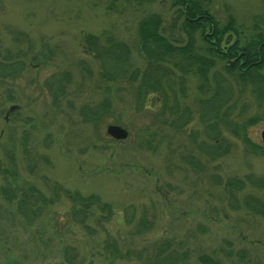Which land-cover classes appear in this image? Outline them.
Wrapping results in <instances>:
<instances>
[{
    "label": "rangeland",
    "instance_id": "374dc122",
    "mask_svg": "<svg viewBox=\"0 0 264 264\" xmlns=\"http://www.w3.org/2000/svg\"><path fill=\"white\" fill-rule=\"evenodd\" d=\"M209 7L219 22L230 17L242 34L256 27L264 36V0H210ZM149 11L169 17L173 7L170 0H0V63L10 64L0 78V264H67L69 257L74 264H164L155 259L158 248L165 260L175 250L179 264H202L204 254L219 264H264V212L243 202L253 196L264 207V188L245 179L231 197L220 184L229 176L264 177V153L224 127L226 151L212 159L195 117L181 128L163 125L150 111L153 97L143 105L129 87L108 94L96 87L98 65L83 36L112 34L140 66L136 25ZM222 64L215 60V68ZM185 78L176 97L193 114L198 79ZM49 79L64 86L55 104L45 90ZM105 97L109 111L84 119L81 107ZM243 97L232 111L240 116L230 120L259 117L246 128L259 144L264 93L247 82ZM108 123L124 127L126 138L108 136ZM58 185L97 195L111 215L99 218L105 213L93 207L83 225L70 220L62 212L69 201L53 196ZM2 192L28 194L32 208L18 213ZM42 198L51 202L38 211ZM141 219L150 226L138 232Z\"/></svg>",
    "mask_w": 264,
    "mask_h": 264
},
{
    "label": "trees",
    "instance_id": "16d2710c",
    "mask_svg": "<svg viewBox=\"0 0 264 264\" xmlns=\"http://www.w3.org/2000/svg\"><path fill=\"white\" fill-rule=\"evenodd\" d=\"M124 1L134 3L142 0ZM170 2L173 11L169 17L149 11L137 22V50L141 59L140 66H134L131 63L128 46L112 34H103L101 39L92 34L83 36L84 50L98 65L96 87L102 88L107 94L110 91L116 92L120 88L129 87L136 103L143 105L147 99L153 97L155 102L150 111L163 125L181 128L188 124L192 116L195 117L202 122L205 137L211 140L210 144L201 143L203 147H207V152L213 147L214 153L208 154L212 159L221 156L226 151L227 146L222 150L224 144H220V142H225L222 133L220 134L224 127L234 136L239 137L244 144L248 141L255 150L264 153L262 144L251 141L246 134L247 124L254 123L259 117H246L242 123L230 120L233 115L240 116V113L234 114L232 111L238 101L244 98L243 88L247 86V82L253 85V91L257 94L264 93V71H262L264 69V36L262 31L255 27L257 31L247 36V34H242V29L238 28L230 17L225 22H219L209 7L210 0H170ZM241 52L243 54H240ZM37 55L34 54L31 59H36ZM38 56L41 59L45 55L41 52ZM216 59L222 60L223 63L219 69L215 68ZM232 59H234L233 64H229L228 60ZM9 66L7 62L0 63V71H2L0 78L7 76L8 72L5 70L10 69ZM224 73L229 76V79L224 76ZM187 75H193L198 79V96L193 102L195 107L193 114L191 109L180 107L176 97V90L184 92L183 85ZM230 80L233 84L232 88L229 84ZM45 83V90L51 98V103H57L58 96L61 95L64 87L63 84L60 79L58 82L49 79ZM105 98L96 104L81 107L79 112L84 119L95 122L100 119L104 111H109L110 103L108 97ZM218 120L221 130L217 127ZM215 148L220 149L215 151ZM245 179L255 187L264 188V177L251 174H247L244 178L229 176L219 182L223 191L232 197L234 196L233 191L239 190ZM33 192L34 190L29 192L30 196ZM2 195L6 201L14 204L18 213H24L27 206L31 207V201L27 198L28 194L27 196L22 192L7 195L2 192ZM53 196L57 200L64 197L69 201V206L62 212L64 216L67 214L70 220L73 219L81 225L92 213L93 207L105 213V216L99 214V218L105 219L111 215H109L111 212L108 203L101 201L95 194L81 195L58 185ZM50 202L42 198V203L37 210L40 211L42 205ZM243 202L253 212H264V207L253 196L247 197L246 195ZM149 226L150 222L145 219L139 220V223L135 225L138 232L148 229ZM110 244L113 246L112 252L115 253L117 250L114 243L110 242ZM163 250V248H158L156 251L157 255L159 254L155 258L157 261L163 260L164 264L181 263L182 258L175 254V250L170 251L168 260H165L167 255L163 253ZM66 252L67 249L64 248V253ZM72 259L74 257L65 258V262L74 264ZM198 260L202 264H219L217 260L205 254L200 255Z\"/></svg>",
    "mask_w": 264,
    "mask_h": 264
},
{
    "label": "water",
    "instance_id": "95a60500",
    "mask_svg": "<svg viewBox=\"0 0 264 264\" xmlns=\"http://www.w3.org/2000/svg\"><path fill=\"white\" fill-rule=\"evenodd\" d=\"M229 64L233 63V60H228ZM105 133L110 136L113 139L120 140L124 139L127 136V131L124 127L114 124V123H108L105 126ZM259 138L262 146L264 147V127L261 128L259 132ZM91 264V263H88Z\"/></svg>",
    "mask_w": 264,
    "mask_h": 264
},
{
    "label": "flooded vegetation",
    "instance_id": "af4514ba",
    "mask_svg": "<svg viewBox=\"0 0 264 264\" xmlns=\"http://www.w3.org/2000/svg\"><path fill=\"white\" fill-rule=\"evenodd\" d=\"M258 49H259V47H258ZM240 54H243V52H241ZM233 64V63H232ZM250 64V63H249ZM249 64H247V65H249ZM242 68V67H241Z\"/></svg>",
    "mask_w": 264,
    "mask_h": 264
}]
</instances>
